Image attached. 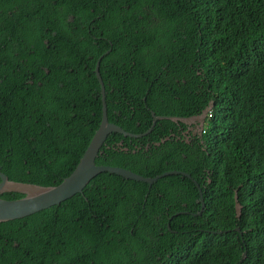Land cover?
<instances>
[{
    "label": "trees",
    "instance_id": "1",
    "mask_svg": "<svg viewBox=\"0 0 264 264\" xmlns=\"http://www.w3.org/2000/svg\"><path fill=\"white\" fill-rule=\"evenodd\" d=\"M108 51L111 123L213 118L200 134L172 120L111 134L97 165L191 178L102 173L0 223V264H264V0H0L1 172L46 188L74 172L102 122Z\"/></svg>",
    "mask_w": 264,
    "mask_h": 264
},
{
    "label": "water",
    "instance_id": "2",
    "mask_svg": "<svg viewBox=\"0 0 264 264\" xmlns=\"http://www.w3.org/2000/svg\"><path fill=\"white\" fill-rule=\"evenodd\" d=\"M110 51H108L107 53H105L103 56L100 57L95 70L99 83L102 87V91H101L102 101H103L102 122L98 131L91 140V143L88 149L86 150L84 156L80 160V163L78 164L74 172L69 177L65 178L60 185L55 187H48V188L11 182L9 181L8 177L1 172V168H0V178H1L0 195L10 192L25 194L24 198L13 201H8L0 198V223L24 219L34 214H37L41 211L47 210L51 207L59 206L65 201L73 198L74 196L78 194H82L85 188L89 185V183L95 177H97L102 173L117 175L124 179L146 183L149 184L150 186L157 183L162 178L173 175H183V176H187L188 178H191L190 175L180 171H169L163 173L162 175H158L154 178H149V177L141 176L124 168L97 165L96 160L100 155V151L111 134H120L126 138H131V139H141L143 137L150 135L160 120H172L174 122L182 121L184 123L191 122V119L156 116V114L152 112L153 124L151 128L146 133L143 134L129 133L125 131L122 127L114 123H111L108 118L105 85L100 73V65H101L100 63L102 59L110 53ZM205 114L206 112L203 113L200 117H205ZM199 191L202 197L203 196L202 190L199 189ZM235 201H236L235 208H236L237 217L240 218L242 206L239 204L237 196H235ZM202 204L204 207V200H202ZM235 231L241 232L240 228H236ZM246 255L247 252L243 254L242 260L246 258Z\"/></svg>",
    "mask_w": 264,
    "mask_h": 264
},
{
    "label": "rangeland",
    "instance_id": "3",
    "mask_svg": "<svg viewBox=\"0 0 264 264\" xmlns=\"http://www.w3.org/2000/svg\"><path fill=\"white\" fill-rule=\"evenodd\" d=\"M205 120H206L205 117H199V118L195 119L193 121L194 125H192L193 127L191 126L190 131L193 133H196V134H200L202 132V130H201L202 125L205 124Z\"/></svg>",
    "mask_w": 264,
    "mask_h": 264
},
{
    "label": "clouds",
    "instance_id": "4",
    "mask_svg": "<svg viewBox=\"0 0 264 264\" xmlns=\"http://www.w3.org/2000/svg\"><path fill=\"white\" fill-rule=\"evenodd\" d=\"M209 111H212V112H213V110H212V106L206 111V114H205V118H206V120H205V124H203V125H202V128H201V130H202L203 133L205 132V130H206L205 128L207 127V124H208V122L210 121V120H208V113H209ZM197 118H199V117H197ZM197 118H192V119H191V122H190V123H187V124L190 126L188 132H191V131H190V130H191V126L194 125L193 121H194L195 119H197ZM192 127H193V126H192ZM202 132H201V133H202Z\"/></svg>",
    "mask_w": 264,
    "mask_h": 264
},
{
    "label": "built area",
    "instance_id": "5",
    "mask_svg": "<svg viewBox=\"0 0 264 264\" xmlns=\"http://www.w3.org/2000/svg\"><path fill=\"white\" fill-rule=\"evenodd\" d=\"M212 118H213V112L212 111H209V113H208V120H211ZM205 129H207V127Z\"/></svg>",
    "mask_w": 264,
    "mask_h": 264
},
{
    "label": "flooded vegetation",
    "instance_id": "6",
    "mask_svg": "<svg viewBox=\"0 0 264 264\" xmlns=\"http://www.w3.org/2000/svg\"><path fill=\"white\" fill-rule=\"evenodd\" d=\"M196 124V123H195ZM194 134H196V133H194Z\"/></svg>",
    "mask_w": 264,
    "mask_h": 264
}]
</instances>
